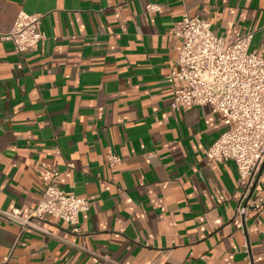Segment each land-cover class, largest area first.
I'll list each match as a JSON object with an SVG mask.
<instances>
[{"label":"crops","instance_id":"0c3cea01","mask_svg":"<svg viewBox=\"0 0 264 264\" xmlns=\"http://www.w3.org/2000/svg\"><path fill=\"white\" fill-rule=\"evenodd\" d=\"M19 11L43 38L22 54L0 38V210L34 208L47 182L90 207L77 233L57 224L68 243L0 217V264H243L245 245L264 261V207L237 229L236 167L204 157L220 116L172 108L166 83L184 11L264 57V0H0L1 34Z\"/></svg>","mask_w":264,"mask_h":264},{"label":"built area","instance_id":"2783aa9c","mask_svg":"<svg viewBox=\"0 0 264 264\" xmlns=\"http://www.w3.org/2000/svg\"><path fill=\"white\" fill-rule=\"evenodd\" d=\"M146 12L159 10L148 4ZM41 14L19 11L10 31L0 38L12 43L17 54L34 47L42 38ZM179 49L166 75L172 91V108L209 106L220 116L225 126L221 135L205 150L209 161H231L238 174L242 196L236 207L237 229L243 231L242 220L247 211L259 213L264 198L256 190L255 182L264 163V57L259 51L249 50L251 34L233 40L215 35L206 19L184 11L180 25L173 30ZM110 166L120 162L114 154L106 155ZM57 171L53 177L57 176ZM90 202L84 197L63 193L53 182L45 183L36 206L22 212L20 209L0 210V217L17 223L21 230L32 228L68 243L59 234L58 223L78 232V216L87 211ZM55 224L53 231L40 224ZM243 264H264L252 258L249 247H243ZM103 260L115 263L107 256ZM11 252L2 257L1 264H10ZM163 264V263H159Z\"/></svg>","mask_w":264,"mask_h":264}]
</instances>
